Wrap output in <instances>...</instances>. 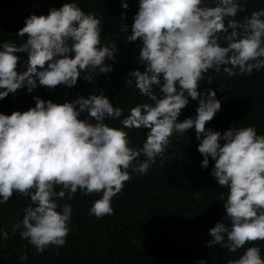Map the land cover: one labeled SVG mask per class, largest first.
Wrapping results in <instances>:
<instances>
[{
    "label": "clouds",
    "instance_id": "1",
    "mask_svg": "<svg viewBox=\"0 0 264 264\" xmlns=\"http://www.w3.org/2000/svg\"><path fill=\"white\" fill-rule=\"evenodd\" d=\"M245 10L241 0H139L126 41H141L137 59L144 71H131L126 84L152 103H139L126 116L102 92L63 104L34 97L35 106L27 111L0 113V204L14 193L30 199L13 233L20 229V238L38 254L63 247L72 207L59 201L66 195L71 200L78 190L99 194L89 215H112V199L132 179L129 170L146 174L164 157L173 135L194 128L201 167L207 168L211 158L212 177L228 189L223 207L230 226L217 222L209 229L212 239L206 246L236 253L246 244L264 241V135L252 126H232L223 134L206 128L221 103L216 91H198L200 81L213 82L206 75L209 70L234 77L264 69V8L238 21ZM101 23L76 0L26 18L17 33L26 38L23 43H0V100L25 87L31 93L38 84L71 88L81 73L91 84L97 70L111 72L105 60L114 61L118 49L114 42L101 44ZM122 31L128 32L127 27ZM16 53H27L26 70H17ZM189 97L198 101L196 116L178 122ZM82 113L86 119L79 118ZM106 119L118 120L122 127H111ZM125 129L147 130L141 147L130 146ZM0 235L7 239L9 233ZM27 259L26 254L20 257ZM228 264H264V259L260 248L251 246Z\"/></svg>",
    "mask_w": 264,
    "mask_h": 264
},
{
    "label": "trees",
    "instance_id": "2",
    "mask_svg": "<svg viewBox=\"0 0 264 264\" xmlns=\"http://www.w3.org/2000/svg\"><path fill=\"white\" fill-rule=\"evenodd\" d=\"M67 2L71 0H0V43H23L26 38L18 37L17 33L24 27L26 18L32 14L47 15L51 8L59 9ZM76 3L86 13H96L102 20L101 44L116 43V59L105 60L113 70L107 74H99L97 70L91 84L84 80L85 73H81L71 88L59 85L48 89L37 82L31 93L25 87L0 100V113L27 111L35 106L34 97L63 104L78 96L87 98L101 92L114 107L124 110V116L139 103H152L138 89L126 84L131 71H144V65L137 59L141 41H126L139 10V0H76ZM123 3L128 4L127 9ZM241 3L246 10L237 15L238 21L264 8V0H241ZM124 27L128 32L122 31ZM16 55L20 58L17 70H26L27 53ZM206 75L213 76L214 80L212 83L207 78L200 81L198 91H216V99L221 103L220 111L206 123V128L223 134L232 126H252L258 135H264V69L254 70L250 76L228 77L223 71L216 74L212 70ZM198 106V101L189 97L178 122L195 118ZM79 118L86 119L87 113ZM105 122L111 127H122L118 120ZM125 131L131 147H141L146 140V129ZM199 142L194 128L183 135L175 134L164 157L157 158L146 174L129 170L132 179L112 199L114 213L110 216L96 219L89 215L99 194L84 195L78 190L71 200L66 195L59 201L72 207L66 243L59 248L49 247L42 254L20 238V229L13 233V226L22 221L25 208L30 206L29 198L14 193L7 203L0 204V233H9L7 239L0 235V264H198L200 260L206 264H228L251 246L259 247L264 259V241L246 244L236 253H229L219 245L211 249L206 246L212 239L209 229L217 222L230 226L223 207L228 189L220 188L212 177L214 161L211 158L207 168L201 167L203 156L197 150ZM144 159L143 155L139 157L140 161ZM222 193L224 199H221ZM24 254L28 259L21 261Z\"/></svg>",
    "mask_w": 264,
    "mask_h": 264
}]
</instances>
